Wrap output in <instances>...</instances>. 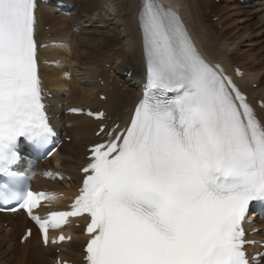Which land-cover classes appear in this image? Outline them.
Wrapping results in <instances>:
<instances>
[{
    "label": "snow or ice",
    "instance_id": "obj_1",
    "mask_svg": "<svg viewBox=\"0 0 264 264\" xmlns=\"http://www.w3.org/2000/svg\"><path fill=\"white\" fill-rule=\"evenodd\" d=\"M36 7L0 0V203L15 201L45 244L50 228L87 214L86 264H250L242 223L250 203L264 201V122L158 0H141L138 12L146 70L130 123L101 127L108 140L91 147L70 211L34 214L54 196L21 190L13 168L22 138L44 148L55 135L38 72Z\"/></svg>",
    "mask_w": 264,
    "mask_h": 264
},
{
    "label": "bare ground",
    "instance_id": "obj_2",
    "mask_svg": "<svg viewBox=\"0 0 264 264\" xmlns=\"http://www.w3.org/2000/svg\"><path fill=\"white\" fill-rule=\"evenodd\" d=\"M50 1L51 3L47 5L37 3L38 7L35 11V38L40 45L46 46L39 49L38 61L40 65L45 62L56 64L54 66L41 65V88L53 95L50 102L54 106L53 114L58 115V119L54 123L56 130L62 132L63 139L70 138L69 143L64 141L58 155L53 156L52 160L56 165L59 161L61 162L60 164L64 168L63 172L72 170L74 174L71 178V187L65 188L36 180L34 184L36 189L57 193L54 195V199L49 201L53 207L42 211V213L66 209L65 205L70 199L66 200L65 197L74 193L76 186L81 183L82 178L79 171L87 162L85 160L87 147L101 142L106 137L104 133L96 137L95 133L98 131V127L105 124L107 125L106 130H110L112 126L123 123L124 119L131 116L141 100L139 99L140 88L145 83L146 70L142 35L138 22L141 0H123L118 9L114 8L116 28L110 35L105 31L102 32L99 28L97 29L96 26L94 27L96 23H99L98 27L101 24L103 28L107 27L108 21L104 16L95 17L96 7L89 0ZM158 2L180 17L193 44L208 63L219 66L223 74H231L235 68L242 71V77L235 80V83L247 94L248 101L254 106L260 121L264 122V106L262 109L256 106L257 99L264 105V59H262L264 56L253 55L252 62L242 61L238 67L231 66L229 59L231 55L236 54L241 45L250 42L249 27H245V31L240 37H236V35L224 37V41H221V49H217V55H214L207 46L213 41L209 32L210 27L209 25H200V19L208 8L200 7L199 4L202 2L211 4L210 0H201L199 3L193 0L190 3L189 0H158ZM220 2H226L224 3L226 5L230 4L231 11L227 15V20L225 16L223 18L221 14H218V24L235 30L236 26L234 25L237 24L235 22L243 24L254 19L256 22L258 20L261 25L258 27V31L264 29V2L252 3L246 7L240 6L237 3L238 0H220ZM234 9L236 11L233 13ZM49 10L53 12H49ZM69 10L72 11V14L69 13ZM238 31L239 29L236 33ZM219 33L217 32L216 35L220 39L222 32L219 31ZM259 34L258 32L257 35ZM50 43L58 44L51 46ZM105 64L115 65L117 80H114L113 84L109 83L111 78L108 75L109 69L107 68L109 67L106 68ZM124 74L125 77H130L131 81L137 84L136 87L128 84V79L124 78ZM117 82H122L126 88L125 92H120L117 89ZM254 83L258 85L256 89L250 87ZM100 96H104V99H100ZM71 108L103 111L106 118L100 122L83 115H66L64 112ZM128 124L129 122L126 126ZM78 139L81 140L80 144L75 142ZM39 167H44L46 170L48 162ZM37 170L41 174L40 169ZM58 174L60 171L56 172V175ZM13 216L15 218H12ZM5 222L9 223L10 232L0 235V264H43L44 260L39 257L36 245L40 244L41 251L43 246L36 231H33L31 237L23 245L17 246L14 254L13 239L6 245L7 239L17 230V227L30 226L24 215L21 212L8 215L0 214V231L5 229ZM70 226L71 224L68 226L69 232H65V229L61 231L65 234L70 233L71 241L61 246L66 252L58 255L60 262L56 261L57 256L54 257V262L62 263L63 260L71 261L72 264H84L85 238L81 229L76 231L70 229ZM52 245L55 244L50 240L46 249ZM55 248L57 247L55 246ZM40 255H45V252L42 251ZM3 256L8 258L2 262Z\"/></svg>",
    "mask_w": 264,
    "mask_h": 264
},
{
    "label": "rangeland",
    "instance_id": "obj_3",
    "mask_svg": "<svg viewBox=\"0 0 264 264\" xmlns=\"http://www.w3.org/2000/svg\"><path fill=\"white\" fill-rule=\"evenodd\" d=\"M89 1L92 3V5H94L96 7L95 8V12H94L95 13L94 14L95 17L96 16H104V18L108 21V26L107 27L103 28L102 24H101L102 26L100 25V27H98L99 23H96L94 25V27L96 26L97 29L99 28L102 32L105 31V33H108L110 35L112 33V31L116 28V23H115V19H114L115 12L113 13V11L115 9H118L122 5L123 0H89ZM193 1H196L197 3H199L201 0H193ZM210 1H211L210 2L211 4L206 3V2H202V3L199 4L200 7L204 6V7L208 8L207 12L204 13L203 16L200 19V23H201L200 25H203V26L209 25V27H210L209 32L211 34V37H213V38H211V40L213 39V41L210 40L211 42L207 44V46L209 48V51L211 53H213L214 55H217V53H216L217 49L218 50L221 49V47H222L221 41H224L223 39H225L227 37H230L232 35H236V37H240V36L243 35V33L245 31V27H249L250 33H251L250 38H249L250 42H247V43H244L243 45H241V47L236 52V54L235 55H231V57L229 58L230 62L232 64L231 66L238 67V66H240L242 61L252 62L253 61L252 60L253 59V55H255V56H257V55L264 56V33H263L264 29H261L260 31H258V29H259L258 27L261 26L258 23V20L256 22V20L250 19V20H248L247 22H245L243 24H239V22H235V23H237L236 25H234V26H236L235 30L233 28L229 29V27L225 28L224 25L218 24L219 23L218 22L219 21L218 14H221L223 16V18L225 16V19H226L227 15L231 11V8H229L230 4L226 5V4H224L226 2L222 3V2H220V0H210ZM190 2H191V0H189V3ZM258 3H260V2H258ZM242 6L246 7L248 5H242ZM234 11H236V10L235 9L232 10L233 13H234ZM69 13L72 14V11L69 10ZM95 20H97V19H95ZM198 25H199V23H198ZM223 27H224V29H223ZM237 29H239V31L236 33ZM226 30H228V31H226ZM229 30H230V32H229ZM219 31L222 32V37L220 39L216 35V33L217 32L219 33ZM258 32L260 33L259 35H257ZM204 36H206V35L204 34ZM248 45H250V46H248ZM262 59H264V58H262ZM105 67L106 68L109 67V68H107V69H109L108 75L111 77L110 80H109V83L113 84L114 80H117V72H115V69H114L115 65L114 64L113 65L112 64H105ZM125 76L126 75L124 74V78L128 79L127 80L128 84L132 85V87L133 86L136 87L137 84L134 83V81H131L130 77L128 78V77H125ZM116 86H117V89H119L120 92H125L126 91V88L123 86L122 82H117ZM250 87L252 89H256L258 87V85L256 83H254ZM68 139H70V138H68ZM80 141L81 140L78 139L75 142L77 144H80ZM69 142H67V143H69ZM60 163L61 162L59 161L58 164L56 165L55 162L53 160H51L50 162H48V168L47 169H50V167H52V168L53 167H59L58 170L60 171V174H58V176H60V175L65 173L64 177L66 176V178H64V180L60 179V181H52V182L48 181V182H50L51 184L55 183V185H58L59 187L61 186L62 188L70 187L71 184H72L71 183L72 182L71 178H73V174H74L73 172L74 171L72 172V170H71V172H69V171L65 170V172H63L64 170H62V169H64V168L61 166ZM60 167H61V170H60ZM48 182H46V183H48ZM12 218H15V217L13 216ZM6 224H8V223H6V222L4 223L5 229L3 231H0V235H3V234L6 235V234H8L10 232V228L7 227ZM22 228L23 227H21V226L17 227V230H15L10 235V237L7 239V241H6V245H7V244H9L11 242L12 239L14 240V241L12 240L13 254L16 252L17 246L19 245V236L21 235ZM72 229L77 231V227L76 226H74V228H72ZM36 246H37V253H38L39 257H42L43 260H44L43 264H55V262H53L55 255H57V256L58 255H62L63 253L66 252V251H64V249L60 245V246H57V247H59L58 250H54L53 247L51 249H49V248L46 249V247H43L42 251L45 252V255H40V253L42 252L41 249H40V244H37ZM7 258L8 257L5 258V256H3L1 258V261L3 262ZM68 262L71 263V261H68ZM9 264H11V263H9ZM263 264H264V261H263Z\"/></svg>",
    "mask_w": 264,
    "mask_h": 264
}]
</instances>
